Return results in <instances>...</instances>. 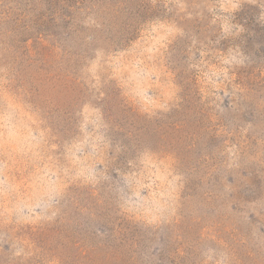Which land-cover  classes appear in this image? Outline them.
Listing matches in <instances>:
<instances>
[{
	"label": "rangeland",
	"instance_id": "374dc122",
	"mask_svg": "<svg viewBox=\"0 0 264 264\" xmlns=\"http://www.w3.org/2000/svg\"><path fill=\"white\" fill-rule=\"evenodd\" d=\"M0 264H264V0H0Z\"/></svg>",
	"mask_w": 264,
	"mask_h": 264
}]
</instances>
